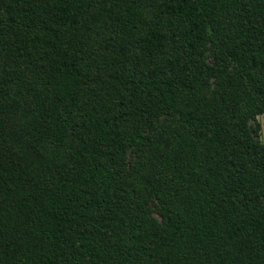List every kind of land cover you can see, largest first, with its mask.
I'll list each match as a JSON object with an SVG mask.
<instances>
[{
	"label": "trees",
	"instance_id": "trees-1",
	"mask_svg": "<svg viewBox=\"0 0 264 264\" xmlns=\"http://www.w3.org/2000/svg\"><path fill=\"white\" fill-rule=\"evenodd\" d=\"M91 4L0 0V264H264V0ZM207 43L217 105L173 73Z\"/></svg>",
	"mask_w": 264,
	"mask_h": 264
},
{
	"label": "rangeland",
	"instance_id": "rangeland-1",
	"mask_svg": "<svg viewBox=\"0 0 264 264\" xmlns=\"http://www.w3.org/2000/svg\"><path fill=\"white\" fill-rule=\"evenodd\" d=\"M91 12L93 15L96 16H115L118 18L120 16V9H119V0H92L91 4ZM147 11V10H146ZM1 13V11H0ZM145 16V14H143ZM170 50H173L170 48ZM173 55H175L173 50ZM181 56V55H179ZM218 53L215 49L212 48L210 44H206L203 47V51L199 54H195L194 61L195 65H198L202 68L201 73H190L187 71L185 60L181 59L178 63H176V70H173V73L176 74L178 79L184 81V83H191L190 86L192 91L194 90H202L204 92V96L209 103H213L212 105H217L224 101L226 87H224V82L228 75L234 71V65L232 64H223L220 69L215 73L212 74L211 71L217 66L220 62V59L217 58ZM219 65V64H218ZM175 78V77H174ZM194 81H197V87H193ZM205 90H204V85ZM190 87L186 89H190ZM155 138L156 141L162 142L164 139V135L166 131H168V126L171 124L170 121H167L166 117H160L155 123ZM249 128L251 134L255 141H258L264 144V116L259 115L256 116L254 119L249 120ZM145 129L144 134L147 132ZM150 132L149 134H145V138H152L153 134ZM151 135V136H150ZM150 138V139H151ZM133 149H130L124 153V160L117 162L115 164V172L118 174L119 177H126L129 175L131 177V181L136 182L137 176L139 175L138 179L142 176L141 166L136 156L133 155ZM148 154V151H147ZM163 167L166 168V163H163ZM255 174V173H254ZM254 179H258L260 181L259 175H252ZM154 218L159 220L158 216L154 213Z\"/></svg>",
	"mask_w": 264,
	"mask_h": 264
}]
</instances>
